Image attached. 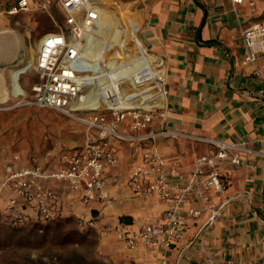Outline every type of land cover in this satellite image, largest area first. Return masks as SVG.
Masks as SVG:
<instances>
[{
    "label": "crops",
    "instance_id": "obj_1",
    "mask_svg": "<svg viewBox=\"0 0 264 264\" xmlns=\"http://www.w3.org/2000/svg\"><path fill=\"white\" fill-rule=\"evenodd\" d=\"M18 1L0 0L2 11L7 13ZM27 1L31 5L44 0ZM248 1L255 3L254 14ZM139 3L138 38L149 54L143 48L140 51L144 53L145 64L149 63L161 80L155 81L158 98L154 107H163L162 116L156 117L147 130L136 133H156L154 137L141 141L111 140L117 164L107 165L103 170L110 199L103 206L99 223L107 226L105 232L113 236V246L120 250L118 255L124 258V263L157 264L162 255L142 246L129 250L116 237L120 228L137 232L147 219L159 222L166 209V203L157 197L134 196L126 185L131 167L139 162L142 147L152 146L166 160L177 161L184 178L173 177L171 183L182 185L192 162L214 148L208 141L242 144L259 153L230 151V157L237 155L239 163H232L230 158L220 163L218 170L227 182V189L217 216L211 219L203 215L195 222H186L184 237L191 244L173 248L165 255L169 264H203L207 256L237 264L264 263V80L251 73L253 65L241 64L243 46L239 38L241 29L253 21L264 20V0H245L236 6L230 0H139ZM153 64H160V71H154ZM15 66L18 64L2 68ZM128 67L132 68L131 63ZM24 74L33 76L26 86L19 77L28 97L38 76L30 69ZM141 105L151 108L145 102ZM119 130L128 132L127 120L119 125ZM165 131L179 136L164 134ZM86 136L85 127L83 131L60 132L63 145L58 151L80 145ZM35 164L38 162L11 160L4 166L0 183L6 166L21 168ZM42 168L51 173L56 168L55 160L43 161ZM45 183L57 193V202L64 204L66 214L90 213V208L66 182L47 179ZM191 206L196 207L197 203Z\"/></svg>",
    "mask_w": 264,
    "mask_h": 264
},
{
    "label": "built area",
    "instance_id": "obj_2",
    "mask_svg": "<svg viewBox=\"0 0 264 264\" xmlns=\"http://www.w3.org/2000/svg\"><path fill=\"white\" fill-rule=\"evenodd\" d=\"M233 5H241L245 0H230ZM50 1H37L31 5L27 0H19L7 11L14 14L19 11L45 9ZM63 13V25L42 34L38 40L35 65L30 68L37 73L38 80L30 87L28 104L57 111L82 124L87 136L75 147L59 151L55 158L56 168L46 173L42 165L25 166L21 168L5 167V173L0 183V205L3 195H7L4 210L0 208V220L5 217L8 223L20 225L28 219V213L33 212L42 222L53 221L64 216L65 206L58 201L57 193L46 185L47 179H55L68 184L81 202L97 213L103 214V206L109 203V183L103 170L105 166H115L117 156L111 147L112 139L147 140L156 133L136 134L147 130L156 117H161L163 107L146 108L141 105L142 98L134 97L136 104L109 106L100 102L97 108H73L75 101H81L92 84L86 79L91 73L85 59L84 42L91 33L97 20L95 3L92 0H59ZM251 13L254 14L255 3L248 1ZM139 30V29H138ZM136 31L137 41L129 39L123 46V51L131 57L132 76L138 89L120 79L119 87L123 95L144 93L146 88L152 94L158 92L155 81H146L145 54H149L142 46ZM239 38L243 46L241 64L253 65L252 74L264 80V20L251 22L241 29ZM144 49V53L137 49ZM156 62V61H155ZM154 71H160L161 65H152ZM105 76H109L108 72ZM118 80V81H120ZM128 83L130 90L124 91L123 85ZM163 90V85H162ZM163 94L164 90H163ZM90 112L88 114H85ZM127 120L128 132L119 130V125ZM170 136H179L175 132H164ZM214 148L198 156L191 164L182 185L173 184V177L183 179L180 165L177 161L166 160L152 146H144L140 151L139 162L131 167L126 185L134 196L157 197L166 203L159 222L147 219L137 232L126 228L116 230V237L129 250L142 246L162 255L157 264H169L166 253L173 248L191 244L184 237L186 222H195L203 215L211 219L217 216L219 204L225 198L227 182L219 173L220 163L230 158L238 164L237 155L230 157V151L244 153H259L242 144L223 141H208ZM192 203H197L192 207ZM10 208V213L5 209ZM4 212V213H3ZM84 220L83 215H79ZM89 224L95 219L89 217ZM207 222L204 226H206ZM203 264H237L233 261H218L206 257ZM264 264V263H260Z\"/></svg>",
    "mask_w": 264,
    "mask_h": 264
},
{
    "label": "rangeland",
    "instance_id": "obj_3",
    "mask_svg": "<svg viewBox=\"0 0 264 264\" xmlns=\"http://www.w3.org/2000/svg\"><path fill=\"white\" fill-rule=\"evenodd\" d=\"M94 3L97 22L85 39V59L91 67L86 79L92 88L81 101L74 102L73 108L95 109L100 102L109 106L136 104L134 97L138 96L142 103L154 107L158 96L152 94L150 88L144 93L124 96L119 87L123 78L134 90L138 89L131 78V67H127L132 56L123 51V44L129 39L138 40L135 33L140 28L139 0H98ZM2 7L0 4V31L16 32L22 45L15 63L18 66L5 68L3 72L8 99L0 103V176L11 160L15 163L37 161L40 165L45 160H55L58 148L63 145L60 132L83 131L84 127L57 111L28 104L29 96L26 97L27 93L19 83V77L24 86L33 80V76L27 77L24 73L31 68L29 57L42 34L63 25L59 0L50 1L47 10L30 6L29 10L8 14ZM106 72L109 76H105ZM144 78L147 82L161 83L149 63ZM129 88L128 83L123 85L124 91ZM6 199L4 194L0 205L2 211ZM10 212V208L5 209V213ZM81 214L84 220L79 218ZM90 216L96 221L93 225L89 224ZM101 217L91 210L90 213H65L49 222L38 220L30 212L28 219L20 225L1 219L0 264H127L118 255L120 250L113 246V236L105 232L107 226L99 223Z\"/></svg>",
    "mask_w": 264,
    "mask_h": 264
},
{
    "label": "water",
    "instance_id": "obj_4",
    "mask_svg": "<svg viewBox=\"0 0 264 264\" xmlns=\"http://www.w3.org/2000/svg\"><path fill=\"white\" fill-rule=\"evenodd\" d=\"M0 41L10 44V51L8 53H0V68L14 64L19 57L21 43L20 37L14 31H0Z\"/></svg>",
    "mask_w": 264,
    "mask_h": 264
},
{
    "label": "bare ground",
    "instance_id": "obj_5",
    "mask_svg": "<svg viewBox=\"0 0 264 264\" xmlns=\"http://www.w3.org/2000/svg\"><path fill=\"white\" fill-rule=\"evenodd\" d=\"M96 22H97V20H96ZM96 22H95V25H96ZM95 27V26H94ZM94 27L91 29V33H92V31H93V29H94ZM90 33V34H91ZM89 34V35H90ZM88 35V36H89ZM87 36V37H88ZM86 37V38H87ZM91 39V38H90ZM11 46H10V44L9 43H7V42H3V41H0V53L1 54H4V53H8L9 51H10V48ZM39 48V45L37 44L36 45V49H35V51L34 52H32L31 54H30V57H29V63H30V65H31V68L35 65V61H36V55H37V49ZM85 42H84V51H85ZM22 51V50H21ZM24 53V52H23ZM20 57V56H19ZM128 67V66H127ZM4 69L5 68H0V103H2V102H5V101H7V99H8V91H7V87H6V85H5V83H4V76H3V72H4ZM111 71H112V69H111ZM112 73V72H111ZM118 79V78H117ZM74 104V103H73ZM72 107H73V105H72Z\"/></svg>",
    "mask_w": 264,
    "mask_h": 264
},
{
    "label": "trees",
    "instance_id": "obj_6",
    "mask_svg": "<svg viewBox=\"0 0 264 264\" xmlns=\"http://www.w3.org/2000/svg\"><path fill=\"white\" fill-rule=\"evenodd\" d=\"M2 220H4L5 223H8V221H7V219L5 217H3Z\"/></svg>",
    "mask_w": 264,
    "mask_h": 264
}]
</instances>
